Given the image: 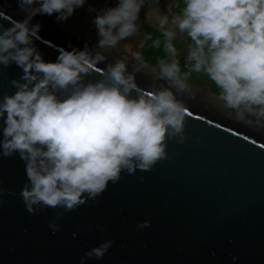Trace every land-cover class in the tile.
Here are the masks:
<instances>
[{
    "label": "water",
    "instance_id": "water-1",
    "mask_svg": "<svg viewBox=\"0 0 264 264\" xmlns=\"http://www.w3.org/2000/svg\"><path fill=\"white\" fill-rule=\"evenodd\" d=\"M61 2L0 0V264H264L261 131L65 30Z\"/></svg>",
    "mask_w": 264,
    "mask_h": 264
},
{
    "label": "rangeland",
    "instance_id": "rangeland-1",
    "mask_svg": "<svg viewBox=\"0 0 264 264\" xmlns=\"http://www.w3.org/2000/svg\"><path fill=\"white\" fill-rule=\"evenodd\" d=\"M179 1L182 11L174 18H166L160 0H62L54 17L61 20L62 28L73 34L83 35L98 50L113 55H125L127 57L125 59L130 56L132 68L142 73L154 74L169 59L171 62L167 65L168 70L177 67L179 76H190L195 73V68L190 71L191 73L185 70L187 57L189 55L192 57L191 51L202 55L201 50H196L200 47L198 42L193 49L190 45L194 38L199 36L202 47L210 45L215 49L223 47L225 40L222 39L223 33L210 32L209 25L206 26L207 22L205 23L207 21L205 16L211 7L219 4L218 0H202L193 10L191 0ZM224 5L229 4L224 3ZM235 7L236 5L232 3V8ZM256 43L263 46L260 41ZM249 49L253 48H246L245 51L249 53ZM183 51L185 52L182 54ZM191 61L193 63V57ZM233 61L221 58L219 61H214V66L225 65L229 69L226 71L231 73L235 70V59ZM192 65L194 67V64ZM153 68L156 69L149 71ZM222 76L226 77L223 73ZM239 80L238 84L249 86L255 96L260 93L259 98L263 100L255 104V100L251 97V102L245 101L242 97H239L240 100L233 98L226 101L223 99L206 101L198 95V99L217 113L216 116H225L232 122L248 124L250 126L248 129H253L254 126V133L261 131L259 133L264 137V122H257L264 116V89L260 92L253 83ZM233 81L227 79L224 84L230 86L228 93L231 92V85L237 86ZM181 89L189 96L195 95L182 86ZM233 92L228 95L234 96Z\"/></svg>",
    "mask_w": 264,
    "mask_h": 264
},
{
    "label": "crops",
    "instance_id": "crops-1",
    "mask_svg": "<svg viewBox=\"0 0 264 264\" xmlns=\"http://www.w3.org/2000/svg\"><path fill=\"white\" fill-rule=\"evenodd\" d=\"M191 1V8L193 10L202 0ZM218 1L219 4L211 7L207 16H202L207 18L205 23L207 22L206 26L209 25L210 32L214 33V31H217V34H224L222 39L225 40V45L218 49L210 45L202 47L203 44L200 43L199 36L195 37L190 45H192L193 49L198 42L200 47L196 50H201L202 52V55H198L191 51L195 73L190 76H179V68L173 67L171 70L167 69V65L171 62L168 59L163 64L166 75H168L169 79L175 81L179 87L182 86L186 91L197 94L206 101L213 99L219 101L223 99L226 101L233 98L240 100L241 98L239 97H242L245 101L251 102V97L255 100V104H259L263 100V98H259L260 93L255 96L249 86H241L237 82L240 81L239 79L247 80L253 83L255 88H258L260 92L261 89H264V0ZM224 3H228L229 5L225 6ZM232 3L236 5L235 8H232ZM160 4L166 12V18H174L182 11V5L179 0H160ZM258 41L263 46L256 43ZM250 47L253 49H249V53H247L245 49ZM221 58L230 61L235 59V70H232L230 73L226 71L229 69L225 65L219 67L216 65L215 67L214 61H219ZM175 60L179 61L177 58ZM155 69L153 68L149 71H154ZM222 73L226 77L222 76ZM227 79L234 80L233 82L237 85L236 87L231 85V92L234 91L232 93L234 96L228 95L231 93H228L230 86L224 85ZM257 100L260 101L258 102ZM261 103L263 104V102Z\"/></svg>",
    "mask_w": 264,
    "mask_h": 264
},
{
    "label": "built area",
    "instance_id": "built-area-1",
    "mask_svg": "<svg viewBox=\"0 0 264 264\" xmlns=\"http://www.w3.org/2000/svg\"><path fill=\"white\" fill-rule=\"evenodd\" d=\"M192 58L190 57V55L187 57V60H186V64H185V70L189 73L193 67V63H192Z\"/></svg>",
    "mask_w": 264,
    "mask_h": 264
},
{
    "label": "flooded vegetation",
    "instance_id": "flooded-vegetation-1",
    "mask_svg": "<svg viewBox=\"0 0 264 264\" xmlns=\"http://www.w3.org/2000/svg\"><path fill=\"white\" fill-rule=\"evenodd\" d=\"M257 122H264V116L260 117Z\"/></svg>",
    "mask_w": 264,
    "mask_h": 264
},
{
    "label": "bare ground",
    "instance_id": "bare-ground-1",
    "mask_svg": "<svg viewBox=\"0 0 264 264\" xmlns=\"http://www.w3.org/2000/svg\"><path fill=\"white\" fill-rule=\"evenodd\" d=\"M36 25H37L39 28H41L42 30H44L43 27H41V25H40L39 23H36ZM191 58H192V57H191ZM193 68H194V67H192V69H193ZM160 69H161V68H160ZM192 69H191V70H192Z\"/></svg>",
    "mask_w": 264,
    "mask_h": 264
}]
</instances>
